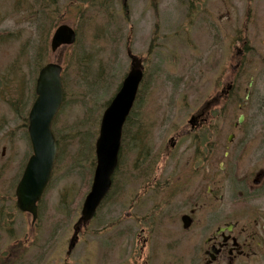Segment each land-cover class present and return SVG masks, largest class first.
Masks as SVG:
<instances>
[{
    "label": "rangeland",
    "instance_id": "1",
    "mask_svg": "<svg viewBox=\"0 0 264 264\" xmlns=\"http://www.w3.org/2000/svg\"><path fill=\"white\" fill-rule=\"evenodd\" d=\"M133 1L135 10L129 9L135 28L127 44L135 55L142 49L140 53L146 50L147 55L158 19L160 47L151 64L157 76L145 101L146 114L138 117L137 101L133 119L125 123L124 164L121 147L112 192L96 217L80 226L71 249L93 181L102 117L130 70L125 11L120 0H109L104 7L112 14L111 21L109 13L96 6L97 0H0V264L135 263L140 247L136 220L145 209L136 202L135 192L124 190L125 159L130 155L137 169L139 145H151L158 152L185 127L192 77H200L206 65L209 78L217 76L216 30L209 27H216L223 9L221 0H157L154 18L155 0ZM189 13L195 23L187 22ZM62 23L76 29L77 41L53 53L51 39ZM58 61L67 86L53 125L59 152L32 224V216L18 209L15 191L31 154L27 119L38 73L46 63ZM135 168L130 174L136 178Z\"/></svg>",
    "mask_w": 264,
    "mask_h": 264
},
{
    "label": "flooded vegetation",
    "instance_id": "2",
    "mask_svg": "<svg viewBox=\"0 0 264 264\" xmlns=\"http://www.w3.org/2000/svg\"><path fill=\"white\" fill-rule=\"evenodd\" d=\"M108 1L95 4L108 12ZM120 1L129 26L127 44L135 28L130 18L135 3ZM153 5L155 18L160 3ZM220 5L223 13L216 27H209L216 30V78L203 67L188 84L185 127L158 152L139 145L137 169L130 155L125 159L124 190L135 192L145 209L136 220L140 247L134 264H264V0H221ZM190 17L187 22H194ZM159 29L155 18L147 55L125 47L130 69L143 73L135 101L138 117L146 114L157 76L151 64L160 47ZM185 32L189 37L190 30ZM123 145L124 125L122 164Z\"/></svg>",
    "mask_w": 264,
    "mask_h": 264
},
{
    "label": "water",
    "instance_id": "3",
    "mask_svg": "<svg viewBox=\"0 0 264 264\" xmlns=\"http://www.w3.org/2000/svg\"><path fill=\"white\" fill-rule=\"evenodd\" d=\"M75 41V30L63 24L53 35L52 51L56 52L60 46L71 45ZM61 73L62 66L59 63H48L40 70L36 85L37 98L29 113V136L33 155L17 186L16 196L18 208L32 214L33 224L37 220L38 202L50 181L58 151L52 124L64 101ZM142 77V71L133 67L103 114L96 142L97 165L91 189L82 207L84 222L92 220L112 187V177L119 161L123 125L134 105ZM75 244L74 241L71 248Z\"/></svg>",
    "mask_w": 264,
    "mask_h": 264
},
{
    "label": "trees",
    "instance_id": "4",
    "mask_svg": "<svg viewBox=\"0 0 264 264\" xmlns=\"http://www.w3.org/2000/svg\"><path fill=\"white\" fill-rule=\"evenodd\" d=\"M14 106V105H13ZM15 107V106H14ZM28 120V119H27Z\"/></svg>",
    "mask_w": 264,
    "mask_h": 264
}]
</instances>
